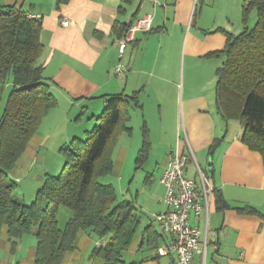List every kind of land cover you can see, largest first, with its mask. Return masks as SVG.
<instances>
[{
    "label": "crops",
    "instance_id": "1",
    "mask_svg": "<svg viewBox=\"0 0 264 264\" xmlns=\"http://www.w3.org/2000/svg\"><path fill=\"white\" fill-rule=\"evenodd\" d=\"M192 3L193 0H134L130 4L122 0H69L57 6L56 0H0V7L16 6L39 17L40 41L44 46L39 64L57 100V106L42 119L10 176L22 192L40 187L46 176H55L60 170V149L78 137L75 128L80 124V116L86 112L96 118L115 95H123L128 101L126 126L130 131L118 137L113 170L117 162L123 172L131 155H136L135 169L142 167L154 149L160 153L155 166L161 169L160 177H147L149 190L139 204L138 198L134 200L131 195L119 201L133 203L139 216L136 234L123 254L125 264H173L174 256L160 257L156 253L165 239L153 216L167 209L160 179L168 157L175 154L189 157L187 178L199 182L197 165L213 188L207 215L190 214L188 219L200 231V240L207 242L204 257L194 255L193 263L264 264V162L260 154L241 141L240 122L226 121L219 113L215 85L159 87L169 84V78H165L168 74L165 55L174 45L179 51L184 43L188 71H192L193 60L214 59L207 55L222 51L226 34H231L219 26L215 30L197 26L183 39L182 31L188 24ZM233 5L237 6V2ZM128 6H133L130 12ZM145 15L152 17L151 29L134 33L119 57L117 43L121 30ZM63 22L68 25H62ZM177 28L181 34L174 43ZM126 50L124 65L118 61ZM216 59L220 62L214 66L215 72L223 62V58ZM119 63L126 67L125 72L114 75L112 70ZM10 85L8 81L2 91L0 117L5 106V90ZM133 117L136 123L137 118L142 123L141 142L135 139L134 143H128ZM150 119H156L153 127ZM144 140H147V156L138 164L136 159ZM11 241L3 228L0 264H34L35 232L14 240V248ZM105 244L106 239L79 231L76 248L65 254L61 264H104L93 251Z\"/></svg>",
    "mask_w": 264,
    "mask_h": 264
},
{
    "label": "trees",
    "instance_id": "2",
    "mask_svg": "<svg viewBox=\"0 0 264 264\" xmlns=\"http://www.w3.org/2000/svg\"><path fill=\"white\" fill-rule=\"evenodd\" d=\"M133 1L122 0L124 4ZM245 1L242 20L255 10L253 28L236 36L226 34L223 50L207 57L223 58L215 72L219 113L226 121L240 122L241 141L264 162V0ZM26 14L16 6L0 7V100L6 83H12L0 117V235L5 228L14 248L16 240L35 232L34 264H61L65 254L76 248V236L83 231L106 239L105 245L93 251L104 264H125L123 254L139 225L137 208L131 202H117L115 188L99 181L113 171L119 135L130 131L126 126L128 101L123 95H115L95 118L96 125L86 133V140L74 138L60 149L64 160L61 173L45 177L34 202L25 205L13 197L16 183L10 174L42 119L57 106L39 64L44 50L41 21ZM132 24L121 30L119 38ZM146 156L144 140L136 162L142 164ZM59 207L71 211L62 229L57 222Z\"/></svg>",
    "mask_w": 264,
    "mask_h": 264
},
{
    "label": "rangeland",
    "instance_id": "3",
    "mask_svg": "<svg viewBox=\"0 0 264 264\" xmlns=\"http://www.w3.org/2000/svg\"><path fill=\"white\" fill-rule=\"evenodd\" d=\"M167 2L169 5H171V1ZM233 2H237V6H234ZM245 2V0H193L188 24L182 31L183 39L186 37L188 32L192 33L195 28H197V26L199 28L210 30H215L214 28H217L219 26L221 28H224L234 36L238 35L245 29L249 30L253 28L257 21V14L255 10H252L247 14L248 16L245 22H243L242 20V6L245 4ZM132 7L133 6H128L127 11L130 12V9ZM180 34V30L177 28L172 39L174 43L177 42L178 36ZM127 54L128 51L126 50L124 57L121 58L118 62H121L125 65V58ZM160 60H162V57L160 58ZM219 62L220 60H215V58L195 61L193 60L190 69H194L192 71H188V57L184 56V43L182 42L179 51L177 50V45H174L170 53H166L165 55V68L168 72V74L165 75V78L167 80L169 78V84H167L166 82L159 87H214L216 82L214 66L216 65V63L219 64ZM211 63H213V66ZM9 81L11 82V80ZM11 87L12 85H10V88L5 90L3 105L6 101L8 93L11 90ZM103 111L104 107H102L100 113L96 115V118L97 116H100ZM80 119V124L75 128L77 132H79L77 138L86 140V133H89L93 130L96 125V121L95 118H92L90 114L86 112H84L83 115L80 116ZM150 122V124H153V127L156 119H150ZM141 124L142 123L140 120H138V118L136 123V119L133 117L132 121L130 122V126L132 127L133 132L130 140L129 138H127L128 140H126L128 141V143H134L135 139H137V142H141ZM170 132V130H167L168 134H170ZM156 152L157 150L154 149L153 152H151V155L149 156L147 162L138 169H135L136 165L134 161L136 155L133 157L131 155L125 162L123 166V172L120 171V163L116 162L115 168L112 173L99 178V181L103 184H110L115 188L117 202L121 201L123 199V196L131 195L134 200L135 198H138L139 204L148 193L149 184H147V181L149 180V178L151 176L153 178H158L161 175L160 167L155 166V160H157V157L160 154L159 152ZM60 159L62 160V166L60 170L55 173V176H58L61 173V170L64 166V160L62 156ZM148 176L149 178H147ZM121 178L123 179V181L120 182ZM40 187L36 189H34V187H30L29 190L27 188L24 192H22L20 185L17 183L15 191L13 193V197L17 200H20L25 205H30L35 201L36 193L40 189ZM70 217L71 211L68 208L59 207L57 212L58 227L62 229ZM140 217L143 218L142 215Z\"/></svg>",
    "mask_w": 264,
    "mask_h": 264
},
{
    "label": "built area",
    "instance_id": "4",
    "mask_svg": "<svg viewBox=\"0 0 264 264\" xmlns=\"http://www.w3.org/2000/svg\"><path fill=\"white\" fill-rule=\"evenodd\" d=\"M26 15L30 19H39L36 15ZM62 25L67 26L68 22H63ZM151 26V16L145 15L137 19L124 37L118 40L119 57L122 56L125 45L133 39L134 33L148 31ZM124 72L125 67L120 63L112 70L114 75ZM188 158L181 154L168 157L160 179L165 190L163 203L167 209L153 216L165 239L163 244L157 248L156 253L160 257L174 256L173 264H194L193 256L204 257L207 245L206 241L200 240V231L191 226L188 219L190 214L207 215L213 188L207 175L197 165L196 172L199 182L186 177Z\"/></svg>",
    "mask_w": 264,
    "mask_h": 264
}]
</instances>
